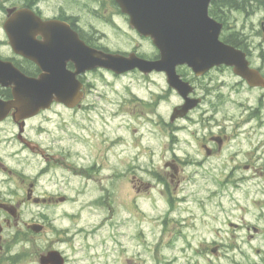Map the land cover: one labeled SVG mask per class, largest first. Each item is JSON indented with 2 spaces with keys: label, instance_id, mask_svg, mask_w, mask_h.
<instances>
[{
  "label": "flooded vegetation",
  "instance_id": "obj_1",
  "mask_svg": "<svg viewBox=\"0 0 264 264\" xmlns=\"http://www.w3.org/2000/svg\"><path fill=\"white\" fill-rule=\"evenodd\" d=\"M90 1L97 5L92 12L109 29L116 31L121 26H127L129 19L121 13L113 0ZM234 1L230 8H222L224 19L225 16L231 17L232 14L238 13L246 20L240 31L237 30L236 24H229L231 45L242 51L250 67L257 70L262 81L260 86L251 85L235 71L234 67L226 66L213 68L202 76H198L188 66L177 67V74L188 84V87H184L183 90H189L186 97L168 84L165 72L144 73L135 69L118 75L113 71L98 68L79 76L84 85L85 97L93 91L90 77L94 75L100 78L129 77L144 83L152 82L154 77L162 79L165 82L166 91L155 95V107L161 102H166L173 93L176 103L167 112L166 117L159 115L155 107L152 110L158 118V121L154 122L157 129L163 134L166 133L169 142L167 149L170 153L163 162L166 172L157 174L156 179L163 182L169 177L172 183L177 182L178 187L181 181L179 168L184 165L202 167L207 165L208 168L205 167L203 170L204 177L200 179L212 176L214 190L211 193L215 205L209 209L203 200L200 202L198 221L202 236L197 239L187 236L181 238L179 241H183L182 251L171 254L169 257L162 255L164 258L162 263L155 255L154 264H264V151H262L264 149V0ZM6 2L7 7L0 4V60L28 78L40 79L44 82L56 80L57 75L53 70L56 56L43 53L39 56L40 64H37L34 55H24L14 48V37L19 36L20 28L23 26L34 29L35 26L34 22V24L26 22L24 25L17 22L19 18H23V21L28 17L18 14L20 10L32 9L37 17L45 22L57 20L69 23L90 48L111 53L121 52V50L113 51L104 47L99 36L84 35L82 29L78 28L76 19L66 15L65 12L47 15L42 6L47 0H6ZM253 19L257 20L253 21ZM249 27H251V33L247 34L246 30ZM36 31L32 30V33ZM131 32L134 42L130 49L122 50L121 53L125 55L136 53L140 58L151 61L161 58L159 48L153 45L150 39L140 36L135 30ZM29 33L30 29L26 35L31 42L41 44L46 42L42 33L36 35H29ZM254 37L261 38L260 46L252 45L251 40ZM144 42L149 46L145 47ZM257 51L259 55L255 57L254 52ZM59 66H62L61 59H59ZM66 68L70 72L76 71L75 64L71 61L67 62ZM223 71L229 72L232 77L228 90L225 83L218 84L210 78L213 72ZM207 79L209 81H206ZM12 99V89L0 86V100L9 102ZM57 105L59 104L54 103L50 110L41 111L36 116L26 119L19 116L15 110L0 111V113H9L6 118L0 120V129L6 133L3 126L10 125L13 131L10 137L0 134V143H2L0 146L3 150L16 147L15 154L13 150L8 153V161L13 156L23 157L24 153L27 156L33 155L39 158L42 164L40 176L47 175L54 169L59 170L67 180L71 179V182L78 176H84L87 183L98 182L94 186V191L102 192V179L96 180L94 175L98 174L100 178L102 165L108 160L109 150L103 144L106 145L109 139H102L103 135H106V128L101 130V127L93 126L87 137L79 135L77 130L81 129L83 132L86 127L80 128L76 124V117L71 126L63 127L62 123L55 119V117L61 119L62 113H52L53 107ZM184 106L190 107L187 114L174 118L176 109ZM69 111L74 112L76 108ZM179 113H183V110ZM125 114L137 115L134 111H129L114 114V117L125 116ZM100 115L103 114L100 113ZM157 124L160 126L158 127ZM32 126L37 128V140L29 135V128ZM211 126H216L217 131L212 133L209 130L205 133L204 129ZM163 128L165 131H162ZM184 142L195 144L194 148L198 151L199 159L194 157L192 150L183 148L185 152L182 151ZM177 152L180 155H177ZM258 152L259 155H257ZM6 162L0 156V174L6 181L17 182L16 190L13 192L26 196L24 202H32L29 197L34 198L38 195L47 200V203H41L37 205L38 207L52 206L57 205L60 198H67L63 193L68 192L69 187L63 185V181H60L57 191L45 187L39 194L35 183L26 185L27 175L15 171ZM193 177L194 175H187L185 179L191 181ZM121 179L124 184L128 182L133 191L141 190V187L136 184L139 182L137 175L126 180L123 173ZM166 188L168 189V185ZM4 198L0 191V210L8 214L7 210H13V205ZM21 204V202L16 203L18 209L16 214L19 224H25L19 213ZM173 210L174 208L170 206L169 214ZM3 221L7 228L19 225L9 214L3 218ZM207 225L212 228L211 238L204 236L203 230ZM0 228V250H3L2 245L9 238L4 236L7 229L2 225ZM194 241H197L196 247H193Z\"/></svg>",
  "mask_w": 264,
  "mask_h": 264
},
{
  "label": "rangeland",
  "instance_id": "obj_2",
  "mask_svg": "<svg viewBox=\"0 0 264 264\" xmlns=\"http://www.w3.org/2000/svg\"><path fill=\"white\" fill-rule=\"evenodd\" d=\"M42 6L47 15L63 11L66 15L72 16L84 35L99 36L102 45L110 50H128L134 42V36L127 26H121L116 31L109 29L92 12L97 5L90 0H48ZM228 20L229 24H236L237 30L240 31L246 18L234 13ZM246 33H251V27ZM251 43L253 46H260L261 38L254 37ZM144 45L149 46L145 42ZM258 55V51L254 52L255 57ZM210 78L215 83H225L227 90L232 81L227 71L213 72ZM90 79L93 91L88 94L83 106L74 112L57 107L55 112L62 113V117L55 119L66 127L72 125L76 117V124L80 128L86 127L83 132L81 129L77 131L79 135L86 137L93 126L101 127V130L106 128V135H103L102 139H109L106 145L103 144L109 150L108 160L102 165L100 178L98 174L94 175L96 180L102 179L103 191L98 193L94 191V186L98 183L96 181H92L93 185L87 183L84 176H78L71 182V179L67 180L56 169L40 176L42 164L39 158L24 153L23 157L13 156L8 161V153L13 150L15 154L16 147L3 150L0 146L1 158L15 171H22L27 175L26 185L35 183L39 194L45 187L57 191L60 181H63V185L69 187L67 194L71 195L70 199H67V204L63 206L37 207L34 203L24 202L26 196L13 192L17 187L15 180L6 181L0 174L1 195L14 206L18 202L22 203L20 207L22 220L28 225L44 222L47 224L46 230L41 234H35L26 227L8 230L5 238L17 232V239L15 242H9L6 249L0 251V264H32L33 261L39 264L40 256L51 250L61 251L69 264L70 247L54 246L56 241L65 238L71 245L94 252L98 264H154L155 255L162 263L163 256L169 257L182 251L183 241H179L181 238L187 236L197 239L202 236L198 221L200 202L203 200L209 209L215 205L211 193L214 190L212 176L200 179L204 177L203 170L207 165L181 166V181L178 187L177 182L172 183L168 178L170 190L166 191V187L160 184L155 176V173H164V154L168 152L169 145L166 133L163 134L157 129L154 122L158 121V118L152 113L156 106L155 95L166 91L165 82L159 77H154L150 83L138 82V79L129 77L100 78L94 75ZM174 96V93L171 97L169 95L170 98L166 102H161L155 107L159 115L166 117L167 112L176 103ZM129 111H134L137 115L125 114L114 117V114ZM3 128L7 132L3 133L0 129V134L10 137L13 133L11 126L6 125ZM36 132L37 128L33 126L29 128V135L35 140L38 139ZM194 146L193 142L188 144L184 142L182 151L185 152L183 148L192 150L194 157L199 159L200 156ZM141 156H145L148 164L155 165L151 171L142 166ZM153 156H158L159 160H152ZM133 161L136 163L133 164ZM123 173L126 180L137 175L139 182L136 184L141 187L139 192L133 191L128 182L123 183L121 179ZM187 175H194L193 180H186ZM197 176L199 179H195ZM170 199L174 201V210L169 214ZM90 200H97L96 204L88 205ZM5 216L6 214L0 210V223L3 225ZM203 232L205 237H212L210 225H207ZM196 244L197 241H194L193 247H196ZM155 249L157 251L154 252ZM11 256L13 259L9 260L8 257Z\"/></svg>",
  "mask_w": 264,
  "mask_h": 264
},
{
  "label": "water",
  "instance_id": "obj_3",
  "mask_svg": "<svg viewBox=\"0 0 264 264\" xmlns=\"http://www.w3.org/2000/svg\"><path fill=\"white\" fill-rule=\"evenodd\" d=\"M122 12L130 17V24L141 35L151 38L160 50V60L151 62L138 58L134 54L132 61L121 59L120 54H106L89 48L75 32L63 22L43 23L35 18L32 11H21L23 18L17 22L23 25L28 21L39 22L36 30L46 39L45 44L29 41L25 35L29 29L23 26L19 36L14 37V48L24 55H34L39 63L43 53H55L61 59V72L58 69L56 81H41L23 76L9 64L0 61V86L12 87L13 99L9 102L0 100V111L16 110L21 117H30L50 107L53 100L69 107L78 104L83 96L82 84L77 75L95 68H106L117 74L139 69L144 73L154 70L163 71L170 86L187 96L184 90L188 84L180 79L177 66L187 65L197 75H203L215 66L234 67L253 86L262 84L257 71L250 69L246 55L223 42L220 37L223 24L209 15L213 1L219 0H115ZM72 61L76 73L66 71V62ZM189 106L176 109L185 115ZM9 113H0L3 120ZM176 116V115H175ZM179 116V114H178ZM35 232L42 231L41 225L30 227ZM41 264H64V259L57 251H51L40 259Z\"/></svg>",
  "mask_w": 264,
  "mask_h": 264
},
{
  "label": "clouds",
  "instance_id": "obj_4",
  "mask_svg": "<svg viewBox=\"0 0 264 264\" xmlns=\"http://www.w3.org/2000/svg\"><path fill=\"white\" fill-rule=\"evenodd\" d=\"M0 4H3V6L7 7L6 0H0ZM121 59L130 62V61H132L133 57H122ZM225 123H227V122H225ZM209 130L212 133H215L217 131V127L211 126L210 128H205L204 132L207 133ZM176 134L178 135L179 133H176ZM262 151H264V149H262ZM176 154L180 155L179 152H177ZM259 154L260 153L258 152L257 155H259ZM169 155H170V153L166 151L164 154V158L167 159ZM152 160L158 161L159 157L153 156ZM140 161L142 162V166L147 167L150 171L152 168L155 167L154 164H148L145 161V156H141ZM132 163L135 164L136 161H133ZM195 179H199V177L197 176V177H195ZM65 245H68L70 247V251L68 253L69 264H98L97 258L95 256L94 252L88 251L87 249H84V248H80V247H76L74 245H71V242L68 241L67 238H65L64 240L56 241V244L54 246L65 247ZM37 248H39V244H37ZM30 254H31V252H30ZM32 264H35V262L33 261Z\"/></svg>",
  "mask_w": 264,
  "mask_h": 264
},
{
  "label": "trees",
  "instance_id": "obj_5",
  "mask_svg": "<svg viewBox=\"0 0 264 264\" xmlns=\"http://www.w3.org/2000/svg\"><path fill=\"white\" fill-rule=\"evenodd\" d=\"M234 2H235L234 0H222L219 2H215L213 7L211 8V12H210L211 15L222 22H226V19H224V16L221 10L224 7H227V8L230 7V5ZM223 39L227 43L231 44L230 35H225Z\"/></svg>",
  "mask_w": 264,
  "mask_h": 264
},
{
  "label": "bare ground",
  "instance_id": "obj_6",
  "mask_svg": "<svg viewBox=\"0 0 264 264\" xmlns=\"http://www.w3.org/2000/svg\"><path fill=\"white\" fill-rule=\"evenodd\" d=\"M248 6V5H247ZM230 8V7H229ZM228 12V11H227ZM241 28V27H240Z\"/></svg>",
  "mask_w": 264,
  "mask_h": 264
}]
</instances>
